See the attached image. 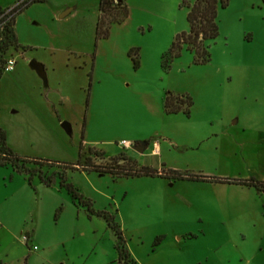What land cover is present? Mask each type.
<instances>
[{"label": "rangeland", "instance_id": "obj_1", "mask_svg": "<svg viewBox=\"0 0 264 264\" xmlns=\"http://www.w3.org/2000/svg\"><path fill=\"white\" fill-rule=\"evenodd\" d=\"M20 1L0 0V9ZM194 2L125 0L128 16L99 33V0H43L13 13L0 128L26 167L53 181L0 165V264H124L97 211L114 217L136 264H264V0L217 8L208 61L185 45L163 61L188 32ZM167 96L181 110L190 98L189 113H166ZM141 167L183 178L133 175ZM111 171L119 176L102 173ZM60 173L94 213L60 186Z\"/></svg>", "mask_w": 264, "mask_h": 264}, {"label": "trees", "instance_id": "obj_2", "mask_svg": "<svg viewBox=\"0 0 264 264\" xmlns=\"http://www.w3.org/2000/svg\"><path fill=\"white\" fill-rule=\"evenodd\" d=\"M43 0H22L20 1L15 7L13 8V13L17 11L21 12L26 6L34 2H40ZM229 0H195V2L188 6L187 12V22L189 25V30L187 33H181L176 35L174 41L172 42L169 50L162 56V60L164 56L174 57L178 54L182 45H185L190 51H193L195 54V61L196 62H206L209 59V53L204 47L203 42L205 40H210L216 38L218 35V27L216 23V12L218 7L224 8L228 4ZM125 0H99L98 3V10L99 16L97 19L96 29L99 33L103 27L107 26L113 21H119L121 19H125L128 16L127 8L125 6ZM113 8L119 9V15L111 21L106 19V16L110 10ZM0 12L2 10L0 9ZM17 45V39L14 32V22L12 19L8 21L5 26L4 30L1 32V39H0V78L3 75V63L4 59L7 56V52L10 48H15ZM129 56L131 57L134 66L136 67L138 64L137 60V50L133 49L129 52ZM164 61V60H163ZM167 61V60H166ZM165 61V62H166ZM176 100L181 101V98L176 97ZM187 104V108L184 110L180 109V106L175 104L174 99L171 96H167L164 102V110L168 114L178 113L180 111L188 114L189 113V106L192 105V101L190 98H185ZM27 160L21 159L17 155H15L7 146L5 142V133L0 128V165L4 166L6 164H10L14 170L20 173H25L29 175L37 174L40 182L44 185L49 186L53 181V176H45L41 173V171L36 169H28L26 167ZM34 163H40L39 160H33ZM93 170V169H90ZM95 171V170H94ZM97 172V171H96ZM133 175H145V176H156L160 175L166 178H178L182 179L183 176L178 174L176 171L168 170L165 173H160V171H154L147 167H141L140 169H134ZM102 173H111L116 176H119L117 173L111 172H102ZM62 178L60 182L61 187H65L67 193L78 201L79 204L86 207V210L90 213H94L95 211L92 208V204L89 200L84 199L77 189L70 183L66 182V179L63 177V174L60 173ZM192 180H202L208 181L213 180L205 176H192L188 177ZM221 183H236L245 186H255L258 187L259 183L253 179L249 180H230V179H217L214 180ZM98 215H102L107 222V225L112 229L114 235L116 237L115 242V250L117 251L119 261L123 262L124 264H136L134 259L130 256L128 250L125 247V241L121 232L119 225L115 222L114 217L105 212V211H97Z\"/></svg>", "mask_w": 264, "mask_h": 264}, {"label": "built area", "instance_id": "obj_3", "mask_svg": "<svg viewBox=\"0 0 264 264\" xmlns=\"http://www.w3.org/2000/svg\"><path fill=\"white\" fill-rule=\"evenodd\" d=\"M14 7L6 9V10H2V12H0V39H1V32L4 30L5 24L12 19L13 8ZM14 65H15L14 58L11 55L7 54V56L4 59L3 66H2L3 67V72L5 73V72L12 71L13 68H14ZM121 144L126 146V147H129L131 145L127 141H122ZM22 239H23L24 243L27 244L28 241H29V236L28 235H24L22 237Z\"/></svg>", "mask_w": 264, "mask_h": 264}, {"label": "water", "instance_id": "obj_4", "mask_svg": "<svg viewBox=\"0 0 264 264\" xmlns=\"http://www.w3.org/2000/svg\"><path fill=\"white\" fill-rule=\"evenodd\" d=\"M63 15H65V13L62 14L61 16ZM29 67L33 69L44 81H46L45 71L42 64L36 62L35 60H31L29 62ZM62 126L66 129L68 128L67 124H62ZM146 148H147V143L145 141L136 142L135 144L132 145V149H134L139 153H142Z\"/></svg>", "mask_w": 264, "mask_h": 264}, {"label": "crops", "instance_id": "obj_5", "mask_svg": "<svg viewBox=\"0 0 264 264\" xmlns=\"http://www.w3.org/2000/svg\"><path fill=\"white\" fill-rule=\"evenodd\" d=\"M156 146V144H154ZM157 152L156 147H154V149L151 151V154H155Z\"/></svg>", "mask_w": 264, "mask_h": 264}]
</instances>
